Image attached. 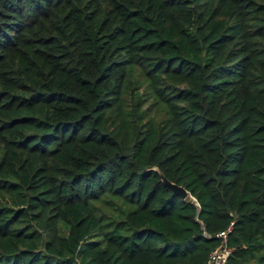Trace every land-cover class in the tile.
<instances>
[{
    "label": "trees",
    "instance_id": "16d2710c",
    "mask_svg": "<svg viewBox=\"0 0 264 264\" xmlns=\"http://www.w3.org/2000/svg\"><path fill=\"white\" fill-rule=\"evenodd\" d=\"M229 227L264 264V0H0V264H209Z\"/></svg>",
    "mask_w": 264,
    "mask_h": 264
},
{
    "label": "built area",
    "instance_id": "2783aa9c",
    "mask_svg": "<svg viewBox=\"0 0 264 264\" xmlns=\"http://www.w3.org/2000/svg\"><path fill=\"white\" fill-rule=\"evenodd\" d=\"M220 231L216 234L219 238V243L211 250L209 255V264H227L229 256L232 253V248L228 244L229 231Z\"/></svg>",
    "mask_w": 264,
    "mask_h": 264
},
{
    "label": "water",
    "instance_id": "95a60500",
    "mask_svg": "<svg viewBox=\"0 0 264 264\" xmlns=\"http://www.w3.org/2000/svg\"><path fill=\"white\" fill-rule=\"evenodd\" d=\"M163 179H164V181H165L168 185H170L175 191L179 192V193L182 194L184 197H187L188 195H190L189 191L186 190L184 187H182V186H180V185H178V184H176V183H173V182L169 181V180H168L167 178H165L164 176H163Z\"/></svg>",
    "mask_w": 264,
    "mask_h": 264
},
{
    "label": "rangeland",
    "instance_id": "374dc122",
    "mask_svg": "<svg viewBox=\"0 0 264 264\" xmlns=\"http://www.w3.org/2000/svg\"><path fill=\"white\" fill-rule=\"evenodd\" d=\"M60 227H61V232L65 233L66 230H67V227L65 225H63V224H60Z\"/></svg>",
    "mask_w": 264,
    "mask_h": 264
}]
</instances>
